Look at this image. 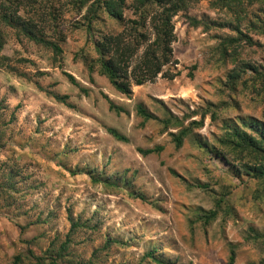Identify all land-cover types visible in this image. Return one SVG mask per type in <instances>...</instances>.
Returning a JSON list of instances; mask_svg holds the SVG:
<instances>
[{
	"label": "rangeland",
	"instance_id": "1",
	"mask_svg": "<svg viewBox=\"0 0 264 264\" xmlns=\"http://www.w3.org/2000/svg\"><path fill=\"white\" fill-rule=\"evenodd\" d=\"M212 2L174 19L176 63L166 71L178 75L134 86L130 96L89 72L87 34L69 6L56 20L33 17L58 54L6 30L0 264H264V180L237 178L210 151L225 122L264 121V34L250 24L263 18L264 0L245 5L238 23ZM236 27L251 38L235 46L241 60L259 72L233 93L225 88L232 59L218 48ZM209 104L219 120L207 116L177 147L178 130L164 131L160 120L173 115L188 126ZM139 105L158 119L144 121Z\"/></svg>",
	"mask_w": 264,
	"mask_h": 264
},
{
	"label": "trees",
	"instance_id": "2",
	"mask_svg": "<svg viewBox=\"0 0 264 264\" xmlns=\"http://www.w3.org/2000/svg\"><path fill=\"white\" fill-rule=\"evenodd\" d=\"M202 0H0V64L4 65L7 57L3 50L7 41L6 30L14 31L17 36L28 38L35 44L42 45L55 53L61 48L39 27L33 17L44 22L48 19H58L63 6L81 16L77 21L78 29L83 27L87 34V42L83 48V59L89 72H98L106 77L115 90L122 95L130 96L134 86L154 83L160 76L174 79L178 74L166 71L175 61L174 43L177 40L175 17L180 12L189 11ZM215 8H223L234 12L241 22V10L245 5H254L262 0H211ZM45 3V4H44ZM39 6L43 11L37 8ZM29 8V9H28ZM48 10V11H47ZM47 11V12H46ZM195 27L201 21L191 19ZM216 25L215 22L212 23ZM253 31L264 34L263 18L259 15L250 22ZM220 26H225L221 25ZM238 36H226L219 45L220 52L226 59H232L233 68L227 74L225 88L237 92L248 85L250 75L259 72L257 66L244 59L235 48L243 41V35L236 27ZM230 49H234L233 53ZM73 80V78L70 76ZM74 81V80H73ZM264 85V81L262 82ZM202 110L200 121H192L188 126L185 120L171 115L160 120L164 131L175 128L171 133L173 142L182 147L184 142L196 129L204 125L207 116L212 121H218L217 105L209 104ZM224 103L222 107H226ZM115 108V106H111ZM0 104V114L2 113ZM122 111V110H121ZM137 114L149 121L158 119L144 106H137ZM224 132L216 140L217 145L210 151L222 158L236 170L237 178L250 177L257 181L264 180V121L256 118H236L234 122H225ZM119 139L122 137L117 134ZM162 148H158V151ZM156 150H149L153 153ZM216 212H211V218ZM65 246H63L64 250ZM50 264H58L52 260ZM82 264V263H78Z\"/></svg>",
	"mask_w": 264,
	"mask_h": 264
}]
</instances>
